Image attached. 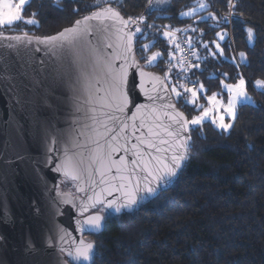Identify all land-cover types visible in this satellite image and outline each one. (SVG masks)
Wrapping results in <instances>:
<instances>
[{
  "label": "water",
  "instance_id": "obj_1",
  "mask_svg": "<svg viewBox=\"0 0 264 264\" xmlns=\"http://www.w3.org/2000/svg\"><path fill=\"white\" fill-rule=\"evenodd\" d=\"M104 9L93 12H102L108 19L83 20L93 12L76 19L82 21L81 27L89 29L81 45L85 55L95 49L102 57L95 64L94 58L89 57L87 82L78 81L76 72L69 81L62 74L66 59L61 51L52 42H42L44 37L72 27L76 20L49 35L0 32V264L91 263L96 243L85 236L104 230L106 217L100 209L113 215L139 210L171 188L185 166L186 161L177 176L156 193L147 197L141 193L138 204L131 209L117 212L104 204L91 207L89 198L119 203L123 193L117 189L122 183L123 191L134 186L111 179L117 175L122 156L127 169H131L133 159L143 166L146 161L165 155L149 149L137 137L152 139L158 148L167 149L175 146L177 138L170 137L165 128L168 132L180 131L169 117L183 113L189 121L177 106L165 77L145 68L137 58L135 36L131 41L127 38L134 26L121 24V18L128 19L118 9ZM17 36L21 39H14ZM123 70L127 72L129 100L143 105L139 111L133 103L123 106L113 99V76ZM20 100L24 103H18ZM149 127L158 136H151ZM185 134L190 137V124ZM161 140L167 143L161 144ZM133 144L143 150L139 159L132 155ZM66 163H70L78 179L55 171ZM120 175H131L132 181L139 176L142 186V176L147 173L124 170ZM70 183L75 186L74 192L64 190ZM83 207L88 211L82 212ZM97 214L105 217L101 227L92 230L84 226L82 230L77 221ZM81 239L94 245L91 261H73L66 251H61L73 249Z\"/></svg>",
  "mask_w": 264,
  "mask_h": 264
},
{
  "label": "trees",
  "instance_id": "obj_2",
  "mask_svg": "<svg viewBox=\"0 0 264 264\" xmlns=\"http://www.w3.org/2000/svg\"><path fill=\"white\" fill-rule=\"evenodd\" d=\"M231 4L234 7L229 0H168L163 5L157 0H99L96 6L97 0H27L23 19L0 31L49 35L87 13L116 8L135 21L130 22L133 32L142 30L135 34L137 58L162 74L171 91L175 86L181 94L183 85L194 89L201 84L209 94L221 89L222 79L235 81L242 73L254 93L255 102L237 106L228 131L211 121L190 124L189 159L171 188L133 213L113 215L100 209L106 217L104 230L85 236L96 243L89 264H264V91L250 87L255 80L264 81V0ZM188 12L192 15H184ZM29 19L37 24L26 23ZM184 26H189L184 34L193 52L190 66H179L174 46L163 35V28ZM156 53L160 55L149 64ZM172 93L190 121L200 109Z\"/></svg>",
  "mask_w": 264,
  "mask_h": 264
},
{
  "label": "snow or ice",
  "instance_id": "obj_3",
  "mask_svg": "<svg viewBox=\"0 0 264 264\" xmlns=\"http://www.w3.org/2000/svg\"><path fill=\"white\" fill-rule=\"evenodd\" d=\"M26 0H19L18 5H13L10 0H0V25H12L16 21H21L23 19L21 15V5H24ZM164 0H157V3H162ZM230 6L234 7V5L231 4V0H229ZM99 6V0H97V5ZM208 5L201 4V8H205ZM151 8V4H150ZM103 11L105 12H111L113 11L110 8H106ZM194 11V10H193ZM116 16H119V13H115ZM184 15H192V12L185 13ZM108 19V17H105L102 15V12H93L90 16L83 17L84 21H90L92 19ZM138 19H143V17H140ZM225 23L228 22V18H224ZM121 24L127 25L128 23L132 22L135 23V21L132 20V18H129V20H123L121 18ZM28 24L35 25L37 24V20L35 19H29L26 21ZM82 21L76 20L72 27L65 28L61 32L57 33L54 36H48L44 37L42 42H52L60 51L63 57H65L66 62L62 64L63 69V75L67 76L69 81L72 79L73 72L77 73V80H83L85 82L88 81L89 78V57H93V64L98 62L102 57H100L99 53L95 49H91V51L88 53V55H85L83 49H82V42L86 38L87 34H89V29L87 27H81ZM195 31V29H193ZM142 30L137 27L135 32H129L127 34V38L129 41H131L132 37L135 36L137 32H141ZM248 36L249 39H251L253 30L248 29ZM27 34L25 33V36ZM165 36H171V33L165 32ZM220 35V34H218ZM223 35H220V39H223ZM16 40H20L21 37L17 36L14 37ZM39 40L40 38H36ZM145 48L148 47L147 45L144 46ZM179 47V45H177ZM207 48V45H205ZM217 48H219V44L216 45ZM223 50L221 49V54ZM160 55V53H156L153 56L148 58L149 64H151L153 61L156 60V58ZM212 55H215V53H212ZM244 54L241 53V57H243ZM143 75V73H141ZM255 84L261 85L264 84V81H255ZM126 85H127V72L126 70L120 71L117 75L113 76V83H112V91L114 93L113 99L118 100L119 103L123 106H127L130 103H133L129 100L128 92L126 91ZM246 81L242 77L239 79L237 84L234 85H226V87L233 92V97L229 101V103L226 106V111L231 115L232 120L234 121L236 118V106L237 103L240 101H248L251 98L247 95L245 91ZM132 88H135V78H133ZM201 88H203V85H201ZM173 92H176L175 86L172 89ZM185 92H191L192 96H196V91L193 89H185ZM177 96H180L181 94L179 92H176ZM149 99H152L151 97ZM209 101L213 102V108H204L201 115L194 117L191 121H188L187 119L183 118V113H177L176 116H170L169 119L175 121V126L179 128V132L173 133L168 132L167 128H165V131L167 134L172 137L175 136L177 138L175 146H170L167 149L164 148H158L156 143L153 142L152 139H141L140 137H137V139L142 144H146L149 149H155L158 153H165L164 156H156L152 158V160H148L144 163L143 166L141 164L137 163V159H133L131 161L133 168L127 169V161L122 156L120 158L119 165L116 167L117 175L112 176L111 179L113 180H119L121 182H127L130 184H133L134 186L128 190L123 191V188L125 185L122 183L121 188L117 189L118 191H122V196L118 199L120 202L118 203L116 200H100L97 198L96 200H92V198H89L91 200V207H96L98 204H104L107 206V208H112L115 211L119 212L123 208H129L131 209L133 206L138 204L141 193L144 197H147L149 195H152L160 189L161 185H167L174 177L177 176L178 172L181 170L183 163L189 159V147H190V137L187 136L186 133V126L188 124L198 126L200 125L205 118H210L211 122L213 124H217V126L220 129L227 130L231 129L233 127L232 123H225L224 122V116L220 115L219 117H216L213 115V110L217 106L221 105L220 101H217L215 99V94L213 96L208 97ZM18 103H24L23 100L18 101ZM193 103H195V100H193ZM133 106L139 109L143 107V105H135L133 103ZM120 111H123V107L120 108ZM135 115V114H133ZM126 127V126H125ZM135 131V128H134ZM149 134L153 137L158 136V133H155L152 131V128H148ZM161 144L167 143V141H160ZM132 149L135 150L132 152V155L136 158H141L142 149L139 148L138 144H133ZM119 149H115L114 151H118ZM129 151L128 149H125V152ZM171 153V155H167V153ZM19 158V157H18ZM108 159L111 161V155H109ZM71 158H68V161H70ZM154 160V163L152 162ZM113 164H116L117 162L112 161ZM151 165V166H150ZM111 167L108 168V171H111ZM124 170H128L129 173L136 172L139 170L140 174L147 173V175H143V185L141 186V179L138 176L135 181H132L131 175L124 176L120 175V173ZM55 171H64V174L66 177H70L71 179L75 180L78 179L79 176L75 174V170L72 168L70 163H66L65 167L62 168H56ZM89 175L91 173L89 172ZM101 176V183L105 182L104 179V173H100ZM111 194V193H109ZM83 203V202H81ZM88 211L87 207L82 208V212ZM105 219L102 215H91L88 216L84 221H77L78 224L81 225V229L83 230L84 226H87L89 229L92 230H98L101 227V222ZM63 239V237H61ZM93 250L94 245L93 243H86L83 239L80 240L79 245L74 247L73 249H61V251H66L67 255L72 258L73 261L76 262H88L92 260L93 256Z\"/></svg>",
  "mask_w": 264,
  "mask_h": 264
},
{
  "label": "rangeland",
  "instance_id": "obj_4",
  "mask_svg": "<svg viewBox=\"0 0 264 264\" xmlns=\"http://www.w3.org/2000/svg\"><path fill=\"white\" fill-rule=\"evenodd\" d=\"M168 0H164V2H162V3H158V4H161V5H163L164 3H166ZM10 2L13 4V5H18L19 4V0H10ZM26 2H27V0H26ZM25 2V3H26ZM25 5V4H24ZM24 5H21L20 7H21V14H22V10H23V6ZM17 22V21H16ZM15 23V22H14ZM13 23V24H14ZM12 24V25H13ZM215 24H217V25H220L221 24V22H216ZM7 26H9V25H0V31H2V30H4L5 28H8ZM187 29H189V26H184V27H180V28H178V29H169V28H163V35H164V33L165 32H169V33H171V36H165V37H167L169 40H170V42H171V44L174 46V48H175V60L177 61V63H179V66H183V64H184V60L182 59V57H181V55H180V52H179V49H178V47H177V45H178V42H177V40H178V37L179 36H181L182 34L181 33H185L186 34V31L185 30H187ZM219 34L220 35H222V31H220L219 32ZM219 35V36H220ZM186 37H187V39H188V42H189V37H188V35H186ZM253 42H254V34H252V37H251V39H250V44H253ZM217 44H219V48H217V50L219 51V52H221V49H222V46L220 45V41H216V45ZM189 46H190V43H189ZM192 51V50H191ZM192 55H193V52H192ZM194 55H195V52H194ZM193 57V56H192ZM239 57H240V59L242 60V61H244L245 60V56H243V57H241V53L239 54ZM243 78V79H245V81H246V86H245V91H246V93H247V95L251 98L250 100H248V101H240V102H238L237 103V106L240 104V103H245V102H249V103H253V102H255V96H254V93L253 92H251L250 91V89H249V82H248V80L246 79V77L242 74V73H239V75L236 77V79H235V81H228V80H226V79H222L221 80V89L220 90H218V91H214V92H211V93H209V94H207V93H205V89H204V87L203 88H201V84H198L194 89L193 88H191V89H193V90H195L196 91V96L195 97H193L192 96V93L191 92H185V89L188 87H186L185 85H183L182 86V90H181V94L183 95V96H185V99L187 100V101H189V102H191V103H193V100H195V105H196V108L197 109H200L199 110V112L198 113H196L192 118H191V120L194 118V117H196V116H199V115H201L202 114V112H203V110H204V108H213V102L212 101H209V99H208V97H211V96H213V94H215V99L217 100V101H220L221 102V105H219V106H217L216 108H214V110H213V115H215L216 117H219L220 115H223L224 116V122L225 123H232L233 124V120H232V117H231V115L226 111V106H227V104L229 103V101L232 99V97H233V92L232 91H230L227 87H226V85H234V84H237L238 83V81H239V79L240 78ZM255 81H258V80H255ZM255 81L253 82V84H251L250 85V87H252L253 89H255V90H263L264 91V84H261V85H257V84H255ZM259 81H262V80H260L259 79ZM187 89H189V88H187ZM177 92V91H176ZM176 92H174V94L176 95ZM205 98H203L202 96ZM237 106H236V109H235V111L237 112ZM190 120V121H191ZM204 121H211L210 120V118H205V120ZM203 121V122H204ZM218 129H220L218 126H217V124H214ZM221 130H223V129H221ZM229 129H227V130H225V131H228Z\"/></svg>",
  "mask_w": 264,
  "mask_h": 264
},
{
  "label": "built area",
  "instance_id": "obj_5",
  "mask_svg": "<svg viewBox=\"0 0 264 264\" xmlns=\"http://www.w3.org/2000/svg\"><path fill=\"white\" fill-rule=\"evenodd\" d=\"M182 35L178 37V45H179V50L181 53L182 59L185 61L188 66H190L191 61H192V52L189 46V42L187 37H185L184 33H181Z\"/></svg>",
  "mask_w": 264,
  "mask_h": 264
},
{
  "label": "flooded vegetation",
  "instance_id": "obj_6",
  "mask_svg": "<svg viewBox=\"0 0 264 264\" xmlns=\"http://www.w3.org/2000/svg\"><path fill=\"white\" fill-rule=\"evenodd\" d=\"M72 184H68L64 187V190L65 191H71V192H74V188L75 186H71Z\"/></svg>",
  "mask_w": 264,
  "mask_h": 264
}]
</instances>
